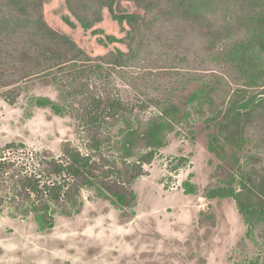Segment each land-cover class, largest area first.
<instances>
[{
    "label": "rangeland",
    "instance_id": "374dc122",
    "mask_svg": "<svg viewBox=\"0 0 264 264\" xmlns=\"http://www.w3.org/2000/svg\"><path fill=\"white\" fill-rule=\"evenodd\" d=\"M235 1L239 0H189L188 6L220 19ZM122 5L129 12L144 14L134 1ZM43 10L48 24L73 39L92 60L88 64L78 61L67 69L42 66L5 84L20 77L14 73V65H24L19 56L31 47L32 28L24 21L0 18V160L14 163L11 171L15 167L37 171L40 157H60L67 142L94 156L89 136L69 106L70 102L79 105L81 98H71L69 93L75 79L96 85L97 97L104 88L109 89L143 117L159 113L158 102L172 101L183 107L212 74L220 76L227 87L246 88L251 94L264 87L250 86V73L261 69L259 53L236 40L229 41L222 51L206 50L200 39L181 36L174 24L167 25L163 32L147 38L149 46L139 50L134 60L113 65L99 58L130 50L129 44L122 42L130 29L127 22L120 23L105 9L101 22L84 28L66 0H48ZM65 16L76 26L65 22ZM98 63L102 64L98 73L76 75L86 65L90 68ZM2 73L10 76L5 78ZM263 84L264 80L258 85ZM10 89L19 91L14 103L7 99ZM37 97L58 103L62 113L39 105ZM117 129L113 127L111 133ZM177 130L134 182L138 198L133 208L122 210L111 199L85 189L79 214H56L54 227L43 230L34 215L14 216L6 206L0 211V264H264V229L256 230V239L248 237L234 199L203 198L221 162L208 148L206 116L194 114L191 125ZM252 136L254 141L246 151L263 158L257 165L262 168L264 130L255 127ZM10 143L18 146L5 148ZM182 158L187 161L179 166ZM93 159L108 167L99 156ZM190 174L197 184L196 194H188L183 186ZM5 184L10 191L8 179Z\"/></svg>",
    "mask_w": 264,
    "mask_h": 264
},
{
    "label": "trees",
    "instance_id": "16d2710c",
    "mask_svg": "<svg viewBox=\"0 0 264 264\" xmlns=\"http://www.w3.org/2000/svg\"><path fill=\"white\" fill-rule=\"evenodd\" d=\"M48 0H0V18L3 21L25 22L30 26L31 47L19 56L24 65H14L20 74L15 83L42 66L67 69L78 61L91 62V57L69 36L57 31L44 17V4ZM123 1H134L144 14L127 11ZM189 0H66L71 14L84 28L101 22L108 9L114 19L130 26L122 42L129 44L128 52L118 51L99 58L113 65H124L134 60L139 50L149 46L147 38L163 32L174 24L181 36H194L203 42L206 50L222 51L229 41L236 40L247 50L260 55V71L250 73V86L264 80V0H239L229 4L220 19L208 11L188 6ZM72 27L69 17H64ZM152 38V37H151ZM156 42L158 39L153 37ZM110 40H112L110 38ZM34 49V51H32ZM81 68L76 75L98 73L102 64ZM5 78L10 75L2 73ZM70 90L71 98H79V105L70 102L80 126L89 136V148L106 165L74 147L70 142L63 146L60 157H40L39 168L25 172L14 163L0 160V211L11 207L14 216L34 215L39 227L51 229L56 214L72 217L84 205L83 190H93L99 198H109L124 210L137 203L134 182L145 174L144 165L150 163L161 149L168 146L170 135L177 128L191 125L194 114L206 116L208 148L221 162L217 165L211 184L204 190L205 199L235 200L238 211L247 225V236L256 239V230L264 229V166L263 158L246 149L253 143L252 129L264 130V87L257 94L246 88L227 87L222 78L212 74L210 80L191 93L180 106L172 101L160 106L159 113L143 117L126 101L105 91L96 96L88 81L75 79ZM7 99L14 103L19 91H9ZM41 106L62 113V106L47 97H37ZM191 106L192 110L188 108ZM118 126L116 133H111ZM263 138V137H261ZM10 143L5 148L16 147ZM3 148H0L2 150ZM111 152L110 156L105 152ZM187 159H180L183 166ZM10 175V176H9ZM190 174L183 182L188 194L198 192ZM59 178V180L57 179ZM10 182L8 191L6 181ZM251 264H258L257 261Z\"/></svg>",
    "mask_w": 264,
    "mask_h": 264
},
{
    "label": "flooded vegetation",
    "instance_id": "af4514ba",
    "mask_svg": "<svg viewBox=\"0 0 264 264\" xmlns=\"http://www.w3.org/2000/svg\"><path fill=\"white\" fill-rule=\"evenodd\" d=\"M203 198H204V196H203ZM205 199V198H204Z\"/></svg>",
    "mask_w": 264,
    "mask_h": 264
}]
</instances>
